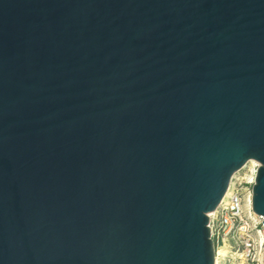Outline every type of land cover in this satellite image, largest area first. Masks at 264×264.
Instances as JSON below:
<instances>
[{"label":"water","instance_id":"obj_1","mask_svg":"<svg viewBox=\"0 0 264 264\" xmlns=\"http://www.w3.org/2000/svg\"><path fill=\"white\" fill-rule=\"evenodd\" d=\"M249 161L264 0H0V264H215Z\"/></svg>","mask_w":264,"mask_h":264},{"label":"built area","instance_id":"obj_2","mask_svg":"<svg viewBox=\"0 0 264 264\" xmlns=\"http://www.w3.org/2000/svg\"><path fill=\"white\" fill-rule=\"evenodd\" d=\"M258 164L254 165L253 185ZM241 178H232L216 210L209 216L213 244L226 246L238 264H264V217L256 215L251 206V192L240 188Z\"/></svg>","mask_w":264,"mask_h":264},{"label":"rangeland","instance_id":"obj_3","mask_svg":"<svg viewBox=\"0 0 264 264\" xmlns=\"http://www.w3.org/2000/svg\"><path fill=\"white\" fill-rule=\"evenodd\" d=\"M254 163H246L243 168H241L238 172L234 174L233 177H239L241 178L242 185L240 188L250 191L252 189V186L248 185L249 180H251L252 172H253ZM232 177V178H233ZM210 216V215H209ZM222 247L220 245L214 244L215 249V264H238V261L236 260L235 256L232 255V253L229 252L228 255L225 257H219L217 256L218 250H220Z\"/></svg>","mask_w":264,"mask_h":264},{"label":"bare ground","instance_id":"obj_4","mask_svg":"<svg viewBox=\"0 0 264 264\" xmlns=\"http://www.w3.org/2000/svg\"><path fill=\"white\" fill-rule=\"evenodd\" d=\"M248 163H254V165H256V162H254V161H249ZM234 178H236V177H234ZM252 179L253 178L251 177V180ZM251 180H249V181H251ZM226 195H228V191L226 192ZM229 252H230L229 249L226 246H223L220 250H218L217 256H219V257H225L226 255L229 254Z\"/></svg>","mask_w":264,"mask_h":264}]
</instances>
